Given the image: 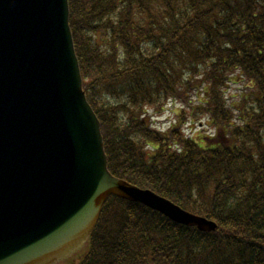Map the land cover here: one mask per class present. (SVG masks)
Instances as JSON below:
<instances>
[{"label":"trees","instance_id":"trees-1","mask_svg":"<svg viewBox=\"0 0 264 264\" xmlns=\"http://www.w3.org/2000/svg\"><path fill=\"white\" fill-rule=\"evenodd\" d=\"M68 7L109 172L217 225L200 232L111 197L74 264H264V0ZM169 102L183 108L161 131L148 112ZM184 118L214 137L185 136Z\"/></svg>","mask_w":264,"mask_h":264},{"label":"water","instance_id":"water-1","mask_svg":"<svg viewBox=\"0 0 264 264\" xmlns=\"http://www.w3.org/2000/svg\"><path fill=\"white\" fill-rule=\"evenodd\" d=\"M110 197L200 232L217 228L109 172L68 0H0V264L68 261Z\"/></svg>","mask_w":264,"mask_h":264},{"label":"rangeland","instance_id":"rangeland-1","mask_svg":"<svg viewBox=\"0 0 264 264\" xmlns=\"http://www.w3.org/2000/svg\"><path fill=\"white\" fill-rule=\"evenodd\" d=\"M243 85H231L228 88V93L238 95L240 90L242 89ZM183 106H181L178 102H169L168 105L164 108V111L162 113H159L157 115H154L152 111H149L148 113L152 116V120L154 121V126L161 130L165 131L167 130L172 124L177 122V115L180 114L181 109ZM185 109V108H184ZM188 110V109H187ZM186 110V113L188 111ZM203 118H200L202 120ZM205 121V120H204ZM204 121L200 122L197 120L195 125L189 124L190 122L187 120V118H184L183 124L181 125L180 130L185 134V136L189 138H203V137H214V130L211 127H207L204 125ZM85 249V248H84ZM83 249V251H84ZM83 251H80L76 254H73L69 260L61 261L57 264H72L76 258H79L81 254H83ZM84 255V254H83ZM82 257V256H81Z\"/></svg>","mask_w":264,"mask_h":264}]
</instances>
